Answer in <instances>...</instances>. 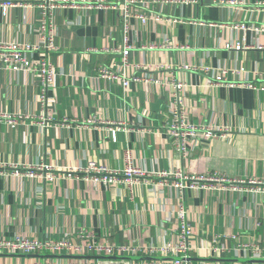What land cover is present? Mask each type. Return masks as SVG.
Wrapping results in <instances>:
<instances>
[{
    "label": "crops",
    "instance_id": "obj_1",
    "mask_svg": "<svg viewBox=\"0 0 264 264\" xmlns=\"http://www.w3.org/2000/svg\"><path fill=\"white\" fill-rule=\"evenodd\" d=\"M138 1L134 11L149 19L130 21L128 73L139 80L126 89L97 70L122 58L119 14L84 8L55 15L56 48L40 51L55 73L47 124L41 119L45 113L38 105L37 78L13 73L0 62V113L15 119L9 124L0 118V164L44 163L58 174L51 184L0 175V237L74 239L86 230L99 242L136 249L115 256L84 255L97 264H173L171 256L145 255L140 249L174 243L180 191L155 177L140 178L131 189L93 185L79 173L89 161L122 170L129 158L146 173L181 169L187 175L264 181V0ZM156 14L158 21L152 18ZM39 19L37 8L0 6V42L39 41ZM223 71V83L212 85L211 75ZM174 79L184 84L180 98L187 119L227 129L225 137L190 139L184 155L175 150L166 128ZM224 187L184 192L193 231L189 264L257 263L251 261L257 259L253 252L242 248L264 242V195ZM214 237L221 238L217 255L209 249ZM44 256L69 257L3 253L0 264H31Z\"/></svg>",
    "mask_w": 264,
    "mask_h": 264
},
{
    "label": "built area",
    "instance_id": "obj_2",
    "mask_svg": "<svg viewBox=\"0 0 264 264\" xmlns=\"http://www.w3.org/2000/svg\"><path fill=\"white\" fill-rule=\"evenodd\" d=\"M138 0H122L119 3H109L104 0H38L34 3H21L12 1H0V6L3 7H29L37 8L40 11L39 29L40 40L34 42H0V62L4 68L15 72H26L33 74L39 84L38 105L45 115L42 114L41 119L43 124H47L49 116L47 110L49 106V91L53 87L55 73L51 63L41 54V49L54 50V38L56 34V23L54 17L58 12L65 9H97V10H113L119 14L121 20V29L123 34V42L121 48L122 58L119 62H113L110 66H98L99 76L105 79H112L119 82L124 89L129 85L130 81H138L139 77L135 74H129L127 56L129 54L130 45L127 41V34L130 29L131 20H139L146 22L149 19L147 13L136 12L133 7L138 5ZM153 20L158 21L161 16L156 14ZM243 27V25H241ZM165 47L169 46V41L164 39ZM149 45L148 48H152ZM227 48H239V45L226 44ZM27 53L41 54L38 58L29 57ZM162 66H159L161 68ZM184 69H196L195 66L182 65ZM205 72L208 71L206 66H202ZM223 72L213 73L211 75V84L214 86L221 85L224 81ZM158 82V81H155ZM233 83H230L232 85ZM173 91V103L167 110L169 123L167 125V134L170 135L172 144L178 153L184 155L187 150V142L190 139L200 137L204 140H210L214 137H225L227 129H221L212 125L197 124L189 121L182 107L180 93L183 90L184 84L178 80L170 82ZM243 85V84H242ZM248 87H253L251 83L246 84ZM0 118H5L9 124L14 123L15 119L3 113H0ZM11 173L12 175H25L30 178H40L45 183H54L58 179V174L53 167L46 164L37 165H6L0 164V175ZM83 179L90 180L93 185L97 183L108 184H123L131 189L132 185L137 183L140 178L155 177L162 182L171 183L180 191L181 200L177 204L176 216L178 219V235L174 243H166L162 245H150L140 249L145 255L157 253L162 256H171L173 264H189L190 240L192 238V227L187 218V209L183 200L184 192L187 189L196 188H213L221 186L225 188L228 185L231 190H238L241 193H250L252 195H264V181L256 178L250 179H228L225 177H216L212 175H187L181 169L167 172L146 173L130 163L127 158V165L122 170L109 169L104 165L94 161H89L87 167L79 171ZM221 240L220 237H214L209 247L212 254L217 255L220 248L217 243ZM244 250L253 252L257 259H264V242L244 244ZM124 251H136V249L128 246H120L111 244L107 241H97L95 235L86 230H80L76 233L74 239L70 237L51 240L49 238L26 237L23 235H15L12 238L0 237V255L3 253H38L42 255H62L69 256L65 261H57L55 258L44 256L41 259L33 261L31 264H97L90 259L84 258L88 252H94L98 255L115 256ZM125 264H153L152 262H125ZM255 264H264L257 262Z\"/></svg>",
    "mask_w": 264,
    "mask_h": 264
},
{
    "label": "water",
    "instance_id": "obj_3",
    "mask_svg": "<svg viewBox=\"0 0 264 264\" xmlns=\"http://www.w3.org/2000/svg\"><path fill=\"white\" fill-rule=\"evenodd\" d=\"M251 261H253V262H262V263H264V259H252Z\"/></svg>",
    "mask_w": 264,
    "mask_h": 264
}]
</instances>
